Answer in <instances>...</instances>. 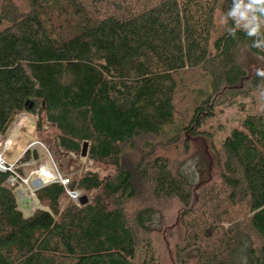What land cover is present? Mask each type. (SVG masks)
Instances as JSON below:
<instances>
[{
  "label": "trees",
  "instance_id": "1",
  "mask_svg": "<svg viewBox=\"0 0 264 264\" xmlns=\"http://www.w3.org/2000/svg\"><path fill=\"white\" fill-rule=\"evenodd\" d=\"M28 4L27 13L10 1L0 6V138L17 117L38 112L36 127L48 122L57 147L78 155L87 143V160L114 175L75 177L79 190L100 197L76 221L58 223L42 211L23 218L0 174V264H135L141 251L140 264H157L149 236L163 230L150 226L154 207L127 210L144 190L156 204L181 206V219L203 220V246L195 227L180 223L175 263L264 264V108L242 120L219 150L201 130L221 105L264 87L256 75L264 51L243 31L233 38L220 22L232 0ZM188 70L206 76L209 92L198 95L189 124L173 126L175 76ZM140 136L162 138L165 152L179 156L172 161L145 143L127 168L125 149ZM198 140L206 144L190 156L193 174L184 173ZM62 193L54 184L36 197L52 208Z\"/></svg>",
  "mask_w": 264,
  "mask_h": 264
},
{
  "label": "rangeland",
  "instance_id": "2",
  "mask_svg": "<svg viewBox=\"0 0 264 264\" xmlns=\"http://www.w3.org/2000/svg\"><path fill=\"white\" fill-rule=\"evenodd\" d=\"M3 1H10L21 13H27L29 10L28 0H0V6ZM175 84L176 88L173 95V126L186 125L190 123V120L194 115L193 111L197 104V100L199 99L198 95L201 93V95L206 96V93L209 92L207 88L206 76H204L200 71H183L175 76ZM263 108L264 87L256 91L249 92L245 96H239L232 100L230 104L224 103L221 105L216 109L215 117L205 121L201 130L212 135L215 148L219 150L224 138L232 130L241 128L242 120L248 116L259 115ZM38 117L42 119L38 112L29 114L24 113L10 126V129H13V131L17 133V136L15 138V143H13L10 150L5 154L6 160L9 159V162H14L24 153L25 147L31 141H38L43 146L42 148L40 147L35 150L39 161H44L51 165L52 170L54 172L55 170L58 171V173H60V175L64 178H68L73 181V178L91 171L97 172L99 178L102 180H107L114 175V169L112 167H97L90 161L81 160L80 153L82 147L78 155H70L60 150L54 142L55 131L45 120L40 131H36L34 133V124L36 123V119ZM164 142L165 141L162 138L155 139L149 136L136 137L133 141L134 146L125 149V166L131 169L136 165L135 160H138V158H141L143 155L141 148L145 143H150L156 146V150L159 154H168V157L174 161L179 156V152H177V149L173 148H170L168 149V152H165ZM204 144L206 143L202 140L193 142L192 153L185 158L183 163L184 173L193 174L195 162L192 158H190V156L194 154L197 145ZM7 187L10 188L8 185ZM80 193L82 194V197L86 199V205L90 206H93V204H95L97 199L100 197V195L94 196L92 193L88 195H85L83 192ZM104 200L110 204L108 199ZM67 205L73 204L64 198L62 200L61 207H65ZM146 206H152L155 210V217L153 218V223H151L150 226L153 228H159L160 225L161 230H163V234H157L154 232L149 236L152 240L151 242L156 246L155 258L157 264H177L175 263L173 245L177 241L176 237L177 233H179L178 230L182 227L180 223H187L191 228L195 227L194 231L196 235V242H198L200 246L205 244L206 240L203 237L204 223L198 214L192 215L190 220L181 219V206L175 202L156 204L150 199L149 193L145 190L136 202L127 207V210L128 212H134L136 209H141ZM38 207H40V205L37 202L35 207L29 213L23 210L22 214L28 216ZM223 227L227 228L228 225L225 224ZM188 251L185 253V256L188 255ZM143 255L144 251L139 252V258L137 259L138 262L135 264H140L143 259Z\"/></svg>",
  "mask_w": 264,
  "mask_h": 264
},
{
  "label": "built area",
  "instance_id": "3",
  "mask_svg": "<svg viewBox=\"0 0 264 264\" xmlns=\"http://www.w3.org/2000/svg\"><path fill=\"white\" fill-rule=\"evenodd\" d=\"M16 136L17 133L13 131V129L11 130L9 128L6 134L0 138V174L8 176L6 186H10L12 191L15 193L19 205H21L22 201H25L26 203L28 198L31 199V203L27 202V204L22 206V209L23 207L25 208V205H27L26 209L23 210L25 212L32 210V207L37 204L35 200V192L50 183H56L61 186L63 198H66L69 202L77 206L81 205V201L83 199L82 194L77 189L71 188V180L62 177L58 171H53V175L41 177L39 176V174L43 172L41 167L33 168L28 174L25 175L19 172L21 168H27L30 166L28 162H25V160L22 159L24 153L40 147L42 148L43 146L40 142H30L27 145L24 153L14 162H8L5 159V154L12 147ZM28 207L29 210H27ZM31 215L32 213L27 217Z\"/></svg>",
  "mask_w": 264,
  "mask_h": 264
},
{
  "label": "clouds",
  "instance_id": "4",
  "mask_svg": "<svg viewBox=\"0 0 264 264\" xmlns=\"http://www.w3.org/2000/svg\"><path fill=\"white\" fill-rule=\"evenodd\" d=\"M229 21L232 26H229ZM220 22L233 38L237 30L243 31L252 39V47L264 51V0H232ZM256 75L264 79V69H257Z\"/></svg>",
  "mask_w": 264,
  "mask_h": 264
},
{
  "label": "crops",
  "instance_id": "5",
  "mask_svg": "<svg viewBox=\"0 0 264 264\" xmlns=\"http://www.w3.org/2000/svg\"><path fill=\"white\" fill-rule=\"evenodd\" d=\"M36 124H37V119H36V123L34 124V133L36 132V131H40V128H42V126H43V124L41 125V127L40 128H37L36 127ZM32 130V129H31ZM33 133V132H32ZM32 142V141H31ZM14 143H15V140H14ZM27 147V146H26ZM26 147H25V149H26ZM59 148V147H58ZM60 149V148H59ZM36 149H33L32 151H27L29 154H30V156H31V158L30 159H28V160H25V162H28L29 164H30V166L29 167H27V168H21L20 169V173L21 174H23V175H25V174H28L33 168H38V167H41L42 169H43V172L42 173H40L39 174V176L41 177V176H47V175H53L54 173H53V170H52V166L51 165H49L48 163H46V162H44V161H39V159L37 158V152L35 151ZM61 150V149H60ZM67 153V152H66ZM68 154H70V155H75L74 153H70V152H68ZM81 157V156H80ZM81 160H83V161H85V160H87V158H80ZM8 160V162L10 161L9 159H7ZM88 161V160H87ZM91 162V161H90ZM99 177V176H98ZM100 179V178H99ZM73 180H74V178H73ZM101 180V179H100ZM71 186L74 188V189H77L79 192H83V191H81V190H79L75 185H73V182L71 181ZM54 184H56V183H50V184H48V185H46V186H44V187H42V188H40V189H38L36 192H35V200H36V203L38 202V204L40 205V207H38V208H36V210L35 211H42V212H46V213H48V214H50L51 216H54V219L58 222V223H64V222H66V221H69V223H72L73 221H76L77 219H78V215H80V214H83V213H85L86 211H88V210H91V209H93L94 208V206H86V204L85 205H80L79 207L77 206V205H75V204H73V205H67V206H65V207H61V205H62V200L64 199L63 198V193H62V195H61V197L59 198V200H58V205H55L54 207H52V208H50L48 205H46V204H41L40 202H39V200L37 199V197H36V193L37 192H39V191H41L42 189H44V188H46V187H48V186H50V185H54ZM57 185H59V184H57ZM60 186V185H59ZM61 187V186H60ZM63 192V191H62ZM84 193V192H83ZM12 194L14 195V197H15V201H16V205H17V210L19 211V212H21L22 213V211H23V209H26V206L27 205H25V208L23 207V209H22V206H21V208H20V206H19V203H18V199H17V197H16V195H15V193L12 191ZM85 194V193H84ZM93 194V193H92ZM86 195V194H85ZM84 198V197H83ZM71 203V202H70ZM35 207V205L33 206V208ZM32 208V209H33ZM31 211V210H30ZM30 211H27V212H30ZM34 211V212H35ZM33 212V213H34ZM32 213V214H33ZM23 215V218H28L27 216H25L24 214H22Z\"/></svg>",
  "mask_w": 264,
  "mask_h": 264
},
{
  "label": "water",
  "instance_id": "6",
  "mask_svg": "<svg viewBox=\"0 0 264 264\" xmlns=\"http://www.w3.org/2000/svg\"><path fill=\"white\" fill-rule=\"evenodd\" d=\"M25 107H27V108L30 110V109L33 107V103H30V104H29V102H26V103H25ZM87 148H88V144H87V143H84V144L82 145V149H81V153H80L81 158H86V157H87ZM27 202H30V203H31V199L28 198V199H27ZM27 202L25 203V201H22L21 205H19L20 208H21V206H23L24 204H27ZM86 203H87L86 199L83 198L82 201H81V205H85ZM27 210H29V207H28Z\"/></svg>",
  "mask_w": 264,
  "mask_h": 264
},
{
  "label": "bare ground",
  "instance_id": "7",
  "mask_svg": "<svg viewBox=\"0 0 264 264\" xmlns=\"http://www.w3.org/2000/svg\"><path fill=\"white\" fill-rule=\"evenodd\" d=\"M37 207V206H36ZM33 208V207H32Z\"/></svg>",
  "mask_w": 264,
  "mask_h": 264
}]
</instances>
